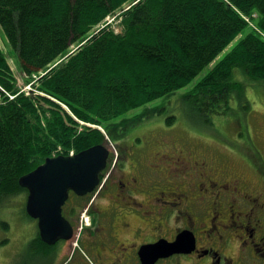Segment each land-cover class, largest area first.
Wrapping results in <instances>:
<instances>
[{
    "label": "trees",
    "instance_id": "1",
    "mask_svg": "<svg viewBox=\"0 0 264 264\" xmlns=\"http://www.w3.org/2000/svg\"><path fill=\"white\" fill-rule=\"evenodd\" d=\"M118 10L120 33L107 25L82 44ZM0 26L33 86L18 93L0 46V209L27 194L21 176L104 143L105 124L130 111L186 90L184 113L209 125L232 102L250 110L247 87L264 79V0H0Z\"/></svg>",
    "mask_w": 264,
    "mask_h": 264
},
{
    "label": "flooded vegetation",
    "instance_id": "2",
    "mask_svg": "<svg viewBox=\"0 0 264 264\" xmlns=\"http://www.w3.org/2000/svg\"><path fill=\"white\" fill-rule=\"evenodd\" d=\"M178 143L182 149L173 144L168 151L174 156L160 142L147 154L128 146L130 168L118 162L101 174L99 189L70 191L61 215L72 238L48 245L37 232L46 245L38 264H264V135L225 154ZM183 230L194 236L190 253L147 251Z\"/></svg>",
    "mask_w": 264,
    "mask_h": 264
},
{
    "label": "rangeland",
    "instance_id": "3",
    "mask_svg": "<svg viewBox=\"0 0 264 264\" xmlns=\"http://www.w3.org/2000/svg\"><path fill=\"white\" fill-rule=\"evenodd\" d=\"M128 5H125V7ZM120 15L121 12L118 10L107 16L102 23L89 31L86 40L82 44L97 35L106 23L109 24V28L114 30L115 33H120ZM253 26L255 25L253 24ZM242 36L243 34L237 36L201 75L205 74L229 52ZM0 46L5 55H7L14 72L18 93L28 94L31 90L33 91L32 83L26 82L25 76L20 72L16 51L9 44L1 26ZM71 49L74 51V46ZM185 92L186 90H181L169 98L130 111L105 124L110 134V136H107L108 141L104 142L110 150V169L117 166L118 162L121 168L131 167L130 160L127 158L130 154L128 146L134 147L135 150H145L147 154L154 150L157 142H160L164 145L161 149L162 152L169 156H174L168 151L173 144H176L177 148L182 149L183 146L178 143L181 142L190 145L186 146L189 151L202 150L208 155L215 153L225 154L226 152L246 150L247 148L244 147H249L252 140L255 138L261 140V134L264 135V79H261V83L254 82L247 87L246 96L250 103V110L244 113L240 110L238 103L232 102L231 111L228 114L214 116L209 125L199 123L197 119H193L191 115L184 113L179 100ZM10 98H14V96H10ZM159 106L163 107L162 112L160 114L153 113L154 109ZM148 109L151 111L143 114ZM169 116L175 117L171 125L166 124V118ZM129 120L139 121L132 123L128 122ZM96 127L104 132L102 126ZM142 136L146 137L147 142L141 139ZM151 146L155 147L150 149ZM157 146L161 148L160 145ZM60 150L58 149V151ZM167 161L171 162L172 159ZM163 197V195H160V198ZM25 200L26 193L10 199L0 209V221L8 225L7 229H3L0 226V264L40 263L37 255L40 248L36 244V225L24 210ZM157 204L160 206L162 203L157 202Z\"/></svg>",
    "mask_w": 264,
    "mask_h": 264
},
{
    "label": "water",
    "instance_id": "4",
    "mask_svg": "<svg viewBox=\"0 0 264 264\" xmlns=\"http://www.w3.org/2000/svg\"><path fill=\"white\" fill-rule=\"evenodd\" d=\"M108 156L107 147L94 145L73 156L46 158L35 170L19 178V185L27 190L26 213L37 220L43 242L53 244L58 239L71 238L72 229L62 217L61 207L70 191L79 196L94 191ZM194 248L192 232L184 230L173 242L159 241L147 246V251L157 257L190 253Z\"/></svg>",
    "mask_w": 264,
    "mask_h": 264
},
{
    "label": "bare ground",
    "instance_id": "5",
    "mask_svg": "<svg viewBox=\"0 0 264 264\" xmlns=\"http://www.w3.org/2000/svg\"><path fill=\"white\" fill-rule=\"evenodd\" d=\"M127 8H129V7H127ZM105 19H106V18H105ZM38 232H39V231H38ZM39 236H40V235H39ZM40 239H41V238H40ZM41 240H42V239H41ZM58 240H61V239H58ZM58 240H57V241H58ZM57 241H56V242H57ZM56 242H55V243H56ZM44 243H45V242H44ZM55 243H53V244H55ZM46 244H47V243H46ZM53 244H48V245H53Z\"/></svg>",
    "mask_w": 264,
    "mask_h": 264
}]
</instances>
